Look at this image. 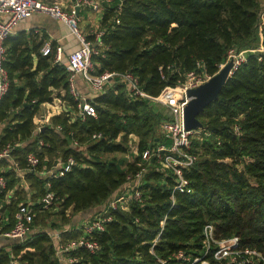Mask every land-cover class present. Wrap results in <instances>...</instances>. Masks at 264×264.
Returning <instances> with one entry per match:
<instances>
[{
    "label": "trees",
    "instance_id": "obj_1",
    "mask_svg": "<svg viewBox=\"0 0 264 264\" xmlns=\"http://www.w3.org/2000/svg\"><path fill=\"white\" fill-rule=\"evenodd\" d=\"M260 1L113 0L102 12L101 40L106 49L103 55L92 56L93 73L131 72L151 96L182 82L198 61L213 76L230 48L258 45ZM46 38L44 32L19 30L3 42L8 87L0 97V148L21 142L13 158L24 167L26 154L34 152L40 158L38 170L50 168L56 157L76 160L61 175L25 174L36 187L31 202L44 195L48 182L59 201L58 214L66 221L71 213L106 202L129 174L136 173L140 153L162 139L164 118L115 79L88 100L96 116L78 114L69 93L67 54L63 52L62 62L54 60L53 53L43 55ZM49 42L54 50L57 42ZM43 104L61 110L36 131ZM197 117L202 128L191 148L197 160L184 172L192 191H175L172 200V177L150 166L139 186L142 202L131 201L127 208L111 211L105 229L92 234L99 248L74 251L79 258L75 264H160L159 260L190 264L195 256H203L202 230L207 223L214 226L216 238L236 235L243 247L264 254V53H248L217 99ZM234 125L239 126L238 133ZM93 133H100V138L92 140ZM130 134L139 138L134 151L127 146ZM114 153L128 154L133 161L104 158ZM5 164L0 162V175L6 178L2 198L19 181ZM25 201L26 192L17 187L1 209L11 213ZM73 230L74 237L82 234ZM179 251L189 258L174 257ZM11 255L16 264H58L46 232L33 233L23 242L1 241L0 264H9ZM204 257L216 264L210 254Z\"/></svg>",
    "mask_w": 264,
    "mask_h": 264
},
{
    "label": "built area",
    "instance_id": "obj_2",
    "mask_svg": "<svg viewBox=\"0 0 264 264\" xmlns=\"http://www.w3.org/2000/svg\"><path fill=\"white\" fill-rule=\"evenodd\" d=\"M112 2L113 0H69V8H64L58 0H0V97L8 87V75L2 66L6 51L3 42L7 36L14 33L21 21L30 15L38 13L45 14L63 23L67 27L69 34L74 36L78 42V46L67 54L66 64L69 93L77 102L78 114L81 116H96V112L88 100L93 95L103 91L105 86L114 79L125 85L126 91L130 96L156 100L167 104L174 113L172 118L163 120L160 125L162 139L140 153L139 169L136 173L129 174L126 177V182L106 200L100 210L74 226V229L82 232L80 236L73 240L62 242L60 234L46 232L54 244L58 264H75L78 262L79 258L73 252L80 248L89 252H95L99 248V244L92 234L105 229L106 223L112 220L111 211L125 209L131 201L142 202V192L139 186L142 184L143 177L150 166L155 165L161 172L172 177V200L175 191L179 193H190L192 191L184 172L197 160V155L191 151L192 138L200 133L202 126L196 129H187L184 125L183 109L189 100L187 90L198 87L212 76L204 72L202 63L198 61L196 69L186 72L182 82H178L175 86H166L158 96H151L141 88L137 77L131 72L104 71L100 74L93 73L92 56L103 55L106 49L101 40L105 29L97 27L91 30L90 34L85 35L79 27L82 20L79 10L86 9L93 13H99L103 12L105 5H110ZM119 8L120 4L117 9ZM118 22L116 20V23ZM257 32L259 38L257 47L230 48L227 51L225 61L220 64L219 70L228 62H231L232 66L229 70V75H231L237 66L246 60L248 53H264V11L259 13ZM41 52L43 55L53 53L54 60L59 61L62 58L64 49L57 43L53 50L50 42H45L41 47ZM261 58L262 56H259V59ZM76 76L82 79L89 96L79 91L76 85ZM40 121L41 123L36 125V131L40 130L41 124L44 123L45 119L41 118ZM57 129L61 130V127L57 126ZM233 130L238 133L239 126L234 125ZM100 136V133H93L91 139L96 140ZM72 143L74 146L79 144L76 139H73ZM21 144V142H7L0 148V162L4 160L6 162L5 168L13 169L16 177L19 178L14 189L27 185L25 180L26 173L55 176L68 172L72 166L76 165V160L72 156L67 157L65 160L58 157L50 168L46 169L43 166V169L38 170L40 158L36 153L29 152L26 154L25 166L20 167L18 161L13 158L12 152ZM42 145L43 142L39 141V146ZM49 186L47 182L45 185L46 192L38 202H19L11 213L1 208H3L4 202H9L14 189L5 191L3 198L0 197V241L23 242L35 233L34 220L38 211L50 210L51 207L57 208L59 204L54 193L48 189ZM5 189L6 178L0 175V194ZM202 235L203 256H195L190 264H210V260L204 257L207 254L211 255V259L216 264H264V254L256 248L243 247L238 236L216 238L214 226L211 223H207L203 227ZM173 256L185 260L189 258L182 251L173 254ZM159 261L160 264H166L164 260ZM16 263L17 261L11 255L9 264Z\"/></svg>",
    "mask_w": 264,
    "mask_h": 264
},
{
    "label": "rangeland",
    "instance_id": "obj_3",
    "mask_svg": "<svg viewBox=\"0 0 264 264\" xmlns=\"http://www.w3.org/2000/svg\"><path fill=\"white\" fill-rule=\"evenodd\" d=\"M263 11H264V0H261L259 3L258 12L261 13ZM38 24H39V26H46V25L50 26L48 21H39ZM91 24L92 23L90 22L89 18H86L85 22H83V23L81 20L79 27L85 35L90 34L91 30L93 29L91 27ZM45 41L49 42L50 41L49 37L46 38ZM258 43H259V38H258ZM256 45H257V43L253 46H246L245 48H254V46L256 47ZM63 56L64 55H62V58L60 60L61 62L65 61V57H63ZM189 89H192V88H189ZM146 100L149 102L150 108L152 110H154V112L159 113L164 118L163 120H168V119L173 117V114H174L173 110L167 104H163L159 101L151 100V99H146ZM60 110H61L60 107H57V106H52V105H50L49 107L48 106L47 107L42 106V108L40 107V111L37 115V117H38L37 119L39 120V116L45 114V116H46L45 122H47V118L51 117L53 114L57 113ZM138 141H139V138L135 134L128 135L127 146L129 148V150L134 151L137 148ZM136 155H138V154H136ZM130 157L131 156H129L128 154L125 155V154H120V153H114V154H109V155L104 156V158H115V159L124 158L125 162H126V158H127L128 162H132V158H130ZM57 159H58V157H56L55 161ZM26 184L27 185H24V187H22V188H23L24 192H26L28 201H31V198H32L31 195L33 192H35L36 187H34L33 185H30V183L28 181H26ZM19 188H21V187H19ZM59 210H60V207L58 206L57 208L51 207L50 210L48 212H45V213L38 212L37 213L38 216H37L36 222H35V230H36L35 233H37V232H48V233H53V234L58 233V234H60L62 242H66V241L75 239L76 237H74V236H76V233L73 230L74 226L77 223H80L84 218H88V215L84 214L82 211H81L82 213L81 212L71 213L68 216L67 220L63 221L61 219V216L58 214ZM231 236H234V235H231ZM224 238H226V237H224ZM219 239H221V238H219Z\"/></svg>",
    "mask_w": 264,
    "mask_h": 264
},
{
    "label": "crops",
    "instance_id": "obj_4",
    "mask_svg": "<svg viewBox=\"0 0 264 264\" xmlns=\"http://www.w3.org/2000/svg\"><path fill=\"white\" fill-rule=\"evenodd\" d=\"M58 1H60L62 3L64 8H69V6H70L69 0H58ZM79 13H80V16L82 18V23L85 22L86 18H89L90 22L92 23L91 27L93 29L101 26L102 12L93 13V12L86 10V9H80ZM39 21H48L50 26H47V25L46 26H39V24H38ZM19 30H25L26 32L33 30L34 32H39L40 35L42 34V32H44L46 34V36L49 37L50 41L55 40L58 44H60L63 47L64 52L66 54H68L70 51H72L74 48H76L78 46V42H77L76 38L69 34L67 27L63 23L56 21V20L50 18L49 16H47L45 14L36 13V14L30 15L28 18L21 21L17 25L14 33L16 31H19ZM76 85H77V87L81 93L85 94L86 96H89V92H88L87 88L85 87V84L83 83L82 79L79 76H76ZM42 106H45V107L48 106L49 107L50 105L43 104L40 107L42 108ZM45 117H46L45 114L40 115L39 120L37 119V123L38 122L41 123V121H40L41 118H44L46 120ZM49 118H47V122L44 121V124L49 122ZM130 158H132V157H130ZM132 161H133V158H132ZM118 190H119V188L114 193H116ZM104 203L105 202H103L99 205L84 209V210H82V212L84 214H87L88 218H89L95 212L100 210L103 207ZM79 212H81V211H79ZM88 218H84L83 220H86Z\"/></svg>",
    "mask_w": 264,
    "mask_h": 264
},
{
    "label": "water",
    "instance_id": "obj_5",
    "mask_svg": "<svg viewBox=\"0 0 264 264\" xmlns=\"http://www.w3.org/2000/svg\"><path fill=\"white\" fill-rule=\"evenodd\" d=\"M231 66L232 63L228 62L208 81L187 90L189 100L183 109L184 125L187 129H196L202 126L197 116L206 105L217 99L221 87L230 77L229 70Z\"/></svg>",
    "mask_w": 264,
    "mask_h": 264
}]
</instances>
